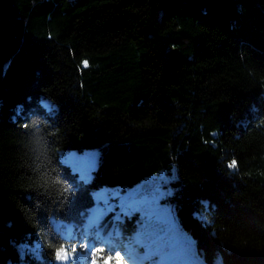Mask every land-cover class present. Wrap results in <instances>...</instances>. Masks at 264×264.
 <instances>
[{
    "label": "trees",
    "instance_id": "16d2710c",
    "mask_svg": "<svg viewBox=\"0 0 264 264\" xmlns=\"http://www.w3.org/2000/svg\"><path fill=\"white\" fill-rule=\"evenodd\" d=\"M149 176L208 264H264V0H0V264L71 251L53 220L114 255L91 190Z\"/></svg>",
    "mask_w": 264,
    "mask_h": 264
},
{
    "label": "rangeland",
    "instance_id": "374dc122",
    "mask_svg": "<svg viewBox=\"0 0 264 264\" xmlns=\"http://www.w3.org/2000/svg\"><path fill=\"white\" fill-rule=\"evenodd\" d=\"M57 151L58 157L75 171L78 178L88 179L91 168L95 166V148L85 147L78 152L58 148ZM146 180L144 184L137 182L129 187L102 184L93 188L94 205L88 224L106 208L112 209V215L119 217L133 215V223L121 236L120 247L116 250L130 264H208L195 240L173 221L170 205L161 200L165 194V178L149 176ZM53 225L63 236L71 233L76 236V251L65 247L70 253L69 259L54 260V264H91L88 252L84 250L87 244L85 237L78 231L74 232L69 222L59 224L53 220ZM31 246L37 247L39 242L33 240Z\"/></svg>",
    "mask_w": 264,
    "mask_h": 264
},
{
    "label": "snow or ice",
    "instance_id": "6c2138e0",
    "mask_svg": "<svg viewBox=\"0 0 264 264\" xmlns=\"http://www.w3.org/2000/svg\"><path fill=\"white\" fill-rule=\"evenodd\" d=\"M85 67H87V61H84ZM228 167L235 168L236 161L233 160ZM75 247L72 248V252H75ZM112 250H109L108 255H104V250L102 248H95L92 251L91 264H125L123 257L121 256L120 251H115V254H111ZM69 251L61 245L55 249V260L56 261H67L69 259ZM99 257V259H98Z\"/></svg>",
    "mask_w": 264,
    "mask_h": 264
}]
</instances>
